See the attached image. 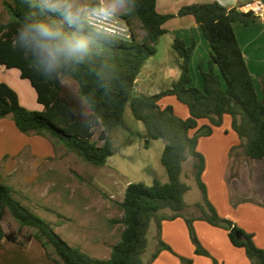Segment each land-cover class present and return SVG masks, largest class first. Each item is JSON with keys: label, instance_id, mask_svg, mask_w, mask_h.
Returning <instances> with one entry per match:
<instances>
[{"label": "trees", "instance_id": "obj_1", "mask_svg": "<svg viewBox=\"0 0 264 264\" xmlns=\"http://www.w3.org/2000/svg\"><path fill=\"white\" fill-rule=\"evenodd\" d=\"M54 2V0H53ZM126 12L120 15L129 27L130 39L123 40L106 35L85 23L82 35L91 36L89 51L80 61L62 62L53 72L44 71L38 57L30 48L22 46L18 29L31 20L62 21L59 12L44 15L42 0H9L4 3L10 21L0 24V65L17 69L37 94L42 112L22 107L17 94L0 83V119L9 117L16 129L25 135H38L48 139L55 147H63L83 162L103 167L113 154L109 134L122 124L127 105L135 120L146 130L147 140H163L165 146L160 162L168 182L154 180L150 186L129 184L121 203L123 218L115 221L124 226L118 244L113 246L108 259H93L63 241L52 228L12 196L11 188L0 184V242L25 246L35 240L44 249L46 257L56 264H144L142 256L147 248V233L156 223V250L147 264L163 250L171 249L160 239V224L177 217L185 219L190 240L197 255L207 256L200 246L194 229V218L183 216L186 208L184 196L188 186L181 180L183 163L189 157L203 204L197 205L198 219L228 232L230 243L245 251L251 264H264V251L255 246L253 236L227 219L220 218L206 197L201 180L204 169L203 156L197 151L198 140L209 137L213 128L222 125V118H231V128L239 138L245 156L250 160L264 158V75L259 80L258 96L241 48L233 30L238 22L244 26L264 22V17L243 13L236 8L226 9L217 2L192 4L182 7L175 15L156 12V0H124ZM92 8L99 3L92 2ZM192 16L210 46V57L205 69H198L203 80L200 90L191 85L189 71L192 41L186 47L175 38L172 51L178 59L179 76L170 88L155 95H134L135 81L146 64L156 55V45L167 31L163 25L177 17ZM137 19L145 32L139 43L131 27ZM65 31L68 25L63 24ZM69 78L76 83L71 88L63 83ZM174 97L188 110V117L177 116L171 106L161 108L160 100ZM200 121L208 122L199 126ZM97 134V140L94 136ZM98 142L102 144L99 145ZM148 141H146V145ZM7 210L20 228H30L25 243L17 240L15 233H5L1 227L3 211ZM168 210L171 215L162 214ZM180 258V264H191Z\"/></svg>", "mask_w": 264, "mask_h": 264}, {"label": "crops", "instance_id": "obj_2", "mask_svg": "<svg viewBox=\"0 0 264 264\" xmlns=\"http://www.w3.org/2000/svg\"><path fill=\"white\" fill-rule=\"evenodd\" d=\"M253 1L156 0L155 9L160 15H175L185 6L217 2L226 9L236 8L241 11V7ZM116 13L117 16L123 14L121 11ZM163 29L167 31L164 36L168 35L171 38V47L175 38L183 41L186 47H189L194 41V47L190 54L189 71L191 85L201 90L203 80L198 65L202 63L206 69L211 50L200 27L192 16H184L167 21L163 25ZM233 30L254 88L258 96L261 97L257 85L264 75V22L251 23L249 26L236 22L233 24ZM176 62L179 63L177 57ZM141 74L140 72L135 81L134 93L149 95L146 93L152 86L151 76ZM0 83L6 84L17 94L20 105L25 109L36 112L43 111V106L37 101L35 90L27 80L21 78L17 69H7L0 65ZM167 98L174 97L160 100L161 108H165L161 103ZM167 103L177 116L182 119L188 117V110L185 111L175 101L169 99ZM207 124L206 121L199 122V126ZM239 145V138L231 128V118L224 115L220 127L213 128V133L209 137L198 140L197 151L204 159L201 180L206 189L207 200L219 217L231 221L244 232L251 234L255 246L264 251V158L260 160L241 158L235 175L230 179L228 174L232 163L231 150ZM57 150V146L54 147L44 137L20 133L9 117L0 119V179L19 177L22 179V184H37L41 177L40 170L46 163H52L56 159ZM24 156H27L28 159H23ZM24 163L29 164V170L25 172L24 169H21ZM188 211L189 207L186 205L183 216L189 217ZM199 216L198 213L192 216L194 218L192 225L196 238L207 256L195 253V246L190 240L185 219L177 217L173 220H164L160 224V239L171 249V252L161 251L151 264H180V258L191 260V264H251L244 249L234 247L230 243L226 230L198 219ZM0 246H8L15 249L14 251L19 250L22 253L21 246L6 240H2ZM25 248L24 253L33 249L42 256V249L35 240H31ZM10 259L11 256L7 257L0 249V264H9ZM24 264L29 263L26 261Z\"/></svg>", "mask_w": 264, "mask_h": 264}, {"label": "rangeland", "instance_id": "obj_3", "mask_svg": "<svg viewBox=\"0 0 264 264\" xmlns=\"http://www.w3.org/2000/svg\"><path fill=\"white\" fill-rule=\"evenodd\" d=\"M93 1L99 3V7L100 2L112 3V0H99L100 2L74 0V5L92 9L88 5ZM5 2L9 0H0V24L10 21L4 7ZM126 9L127 4L123 3L116 12L124 13ZM111 19L116 20L118 26L127 27L117 13ZM131 29L136 34V40L141 43L146 34L137 19H132ZM170 39L168 35L159 38L156 55L150 57L141 70V75L151 76L152 86L146 94L155 95L167 90L179 75L178 63L170 46ZM63 83L76 88V83L69 78L63 79ZM258 85L257 89L260 93ZM169 99L187 111V108L174 98L163 100L161 105L169 106L167 103ZM109 138L113 154L103 167L87 164L57 145L56 159L52 163H46L40 170L41 177L37 184H22V179L19 177L0 179V184L11 188L12 196L16 200L48 224L69 246L93 259L101 260L109 258L111 249L118 244L124 230V226L115 221L123 218L121 203L127 186L137 183L150 186L154 180L161 184L168 182L166 171L160 162L165 142L147 140L144 125L134 119L129 105L123 112L121 126L116 127L109 134ZM93 139L97 140V134ZM146 141H148L147 145ZM98 144L102 143L98 142ZM241 158L248 159L242 147L232 152V163L228 174L230 179L235 175ZM23 159L27 160L28 157L24 156ZM192 163L193 160L188 157L183 163L181 175V180L189 188L184 196V201L189 207V217L199 214L197 205L203 204L201 191L194 178ZM22 165L21 169H24V172L29 170L28 163ZM251 176L253 178V174ZM162 214L169 216L171 212L165 210ZM1 227L5 233H15L20 243H25V236L33 233L30 228H20L7 210L3 211ZM156 235V223L152 222L147 233L148 245L142 256L144 264L149 262L151 254L156 250ZM28 244L19 245L22 247L20 249L22 253L8 246H0V249L7 257L11 256L9 264H24L26 261L29 264H56L46 257L41 246L42 256L33 249L24 253L23 250Z\"/></svg>", "mask_w": 264, "mask_h": 264}, {"label": "clouds", "instance_id": "obj_4", "mask_svg": "<svg viewBox=\"0 0 264 264\" xmlns=\"http://www.w3.org/2000/svg\"><path fill=\"white\" fill-rule=\"evenodd\" d=\"M124 0H112L102 3L98 8L75 7L74 0H42L41 11L44 15L59 12L62 21L31 20L26 21L18 31L22 46L32 49L47 73L55 71L62 62L80 61L89 51L92 37L82 35L85 23L96 20H108L117 11ZM63 24L68 25L65 31Z\"/></svg>", "mask_w": 264, "mask_h": 264}, {"label": "built area", "instance_id": "obj_5", "mask_svg": "<svg viewBox=\"0 0 264 264\" xmlns=\"http://www.w3.org/2000/svg\"><path fill=\"white\" fill-rule=\"evenodd\" d=\"M241 11L244 13H252L257 17H264V0H254L241 7ZM113 18V16L111 17ZM108 20H96L94 23H87L91 28L102 32L106 35L117 37L123 40L130 39V32L127 27H120L117 25V21L113 19Z\"/></svg>", "mask_w": 264, "mask_h": 264}]
</instances>
